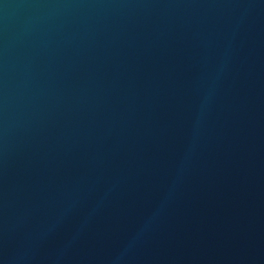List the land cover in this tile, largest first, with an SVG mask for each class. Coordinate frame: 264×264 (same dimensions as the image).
I'll list each match as a JSON object with an SVG mask.
<instances>
[{
	"label": "water",
	"instance_id": "95a60500",
	"mask_svg": "<svg viewBox=\"0 0 264 264\" xmlns=\"http://www.w3.org/2000/svg\"><path fill=\"white\" fill-rule=\"evenodd\" d=\"M0 264H264V0H0Z\"/></svg>",
	"mask_w": 264,
	"mask_h": 264
}]
</instances>
